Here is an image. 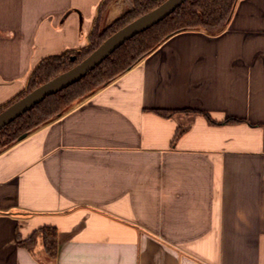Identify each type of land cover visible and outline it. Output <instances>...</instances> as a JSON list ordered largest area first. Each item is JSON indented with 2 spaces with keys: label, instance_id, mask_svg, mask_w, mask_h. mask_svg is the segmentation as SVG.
<instances>
[{
  "label": "crops",
  "instance_id": "0c3cea01",
  "mask_svg": "<svg viewBox=\"0 0 264 264\" xmlns=\"http://www.w3.org/2000/svg\"><path fill=\"white\" fill-rule=\"evenodd\" d=\"M101 2L0 0V106L88 45ZM43 227L54 259L18 243ZM0 264H264V0H238L219 35L173 34L2 151Z\"/></svg>",
  "mask_w": 264,
  "mask_h": 264
},
{
  "label": "trees",
  "instance_id": "16d2710c",
  "mask_svg": "<svg viewBox=\"0 0 264 264\" xmlns=\"http://www.w3.org/2000/svg\"><path fill=\"white\" fill-rule=\"evenodd\" d=\"M165 0H102L89 34L88 45L47 57L38 63L32 71L24 91L8 103L0 106V112L28 92L51 81L60 74L80 63L109 36L137 18L158 7ZM238 0H185L174 12L151 28L135 35L122 46L96 65L80 81L48 96L30 110L24 112L0 129V153L19 141L23 134H31L53 118L58 117L76 101L90 96L103 86L130 70L141 59L155 51L164 40L184 30H200L209 35H219L226 30ZM119 8L121 13L111 22H106L110 9ZM157 113L170 117L169 110H156ZM188 111V110H186ZM196 113V111H191ZM200 112V111H199ZM209 122L216 123L204 113ZM236 118H228L219 123H234ZM184 132L179 128L173 143ZM52 259L58 250L57 230L53 227L38 228L29 238L19 239L20 246L33 251L39 243Z\"/></svg>",
  "mask_w": 264,
  "mask_h": 264
},
{
  "label": "water",
  "instance_id": "95a60500",
  "mask_svg": "<svg viewBox=\"0 0 264 264\" xmlns=\"http://www.w3.org/2000/svg\"><path fill=\"white\" fill-rule=\"evenodd\" d=\"M184 1L185 0H165L155 9L119 29L106 40L104 39V42L98 48L70 70L37 87L30 93L28 92V94L15 101L14 104L12 103L9 105L0 112V129L48 96L80 81L91 69L101 64L107 56L122 46L127 40L164 20ZM26 136L27 134L21 135L19 140L24 139Z\"/></svg>",
  "mask_w": 264,
  "mask_h": 264
},
{
  "label": "rangeland",
  "instance_id": "374dc122",
  "mask_svg": "<svg viewBox=\"0 0 264 264\" xmlns=\"http://www.w3.org/2000/svg\"><path fill=\"white\" fill-rule=\"evenodd\" d=\"M121 11L119 8H114L112 10L109 11L108 15H107V19L106 22H111L113 21V19H115L116 17H118L120 15Z\"/></svg>",
  "mask_w": 264,
  "mask_h": 264
}]
</instances>
